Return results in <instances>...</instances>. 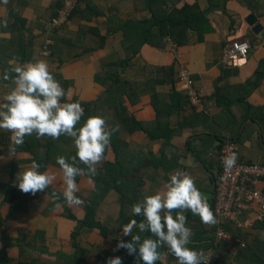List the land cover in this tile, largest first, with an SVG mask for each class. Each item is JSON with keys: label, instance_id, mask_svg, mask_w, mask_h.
I'll list each match as a JSON object with an SVG mask.
<instances>
[{"label": "crops", "instance_id": "obj_1", "mask_svg": "<svg viewBox=\"0 0 264 264\" xmlns=\"http://www.w3.org/2000/svg\"><path fill=\"white\" fill-rule=\"evenodd\" d=\"M66 1L0 2V75L5 71L13 75L9 61L43 60L68 94L61 102H93L92 113L108 115V129L115 128L110 134L114 146L109 145L95 168L117 158L124 181L116 185L120 190L112 186L91 209L92 218L108 230L104 238L96 228L81 227V222L90 217L92 194L105 185L98 181L97 185L95 179L89 183L83 176L74 193L83 203L66 204L59 167L48 166L45 160L50 137L25 136L26 146L16 150L11 133L0 130V258L8 264H105L107 258L121 257L114 250L117 239L151 235L135 227L128 237L121 235L127 224L120 220L121 192L128 196L123 216L139 223L142 217L133 216L130 206L163 192L175 170L192 178L212 209L215 181L221 175V143L232 141L242 161L264 165V37L248 23L252 17L264 31V0H226V12L208 11L210 29L190 30L189 43L180 47L169 38L157 39L155 45H141L140 40L147 28L160 33L154 21L165 19L166 13L195 2L206 10L208 0H78L66 23L54 28L53 16L73 3ZM147 21L152 27L144 25ZM125 23L133 25L129 38L123 32ZM239 40L250 44L247 60L238 67L226 65L224 50ZM184 70L191 74V87L179 78ZM112 78L131 86L113 95L115 101L107 97L106 105L98 99ZM11 87V80H0V102ZM131 118L142 128L133 130ZM61 136L62 154L72 161L76 153L72 139ZM33 160L41 165L40 171L54 173L56 179L43 193H21L16 173ZM9 185L16 193H9L11 201L5 199ZM243 206L239 221L257 216L254 208ZM230 224L225 231L232 242L215 241L216 222L203 223L186 213V226L193 233L189 246L208 251L209 264H264V222L245 228ZM160 260L176 264L167 250Z\"/></svg>", "mask_w": 264, "mask_h": 264}, {"label": "clouds", "instance_id": "obj_2", "mask_svg": "<svg viewBox=\"0 0 264 264\" xmlns=\"http://www.w3.org/2000/svg\"><path fill=\"white\" fill-rule=\"evenodd\" d=\"M9 63L14 64L10 70L13 73L12 87L0 102V130L10 132V140L17 146L23 144L25 136L33 133L37 137L52 139L61 135L71 138L76 149L72 163L66 162L63 156H57L55 163L63 181L64 202L79 206L83 201L74 195L78 191L75 178L87 175L91 183V177L96 175L95 164L109 147L110 134L115 128L108 129L102 116H88L79 127H75L81 122L84 109L79 101L61 102V98H67L68 94L53 77L45 61ZM0 79L9 80L8 72L0 75ZM235 159V153H232L223 157L222 163L230 169ZM77 163L85 167L75 166ZM40 168L41 165L33 160L23 171L16 173V187L21 193H43L53 184L55 174L40 171ZM52 195L53 199L57 198L55 193ZM130 212L133 216H141L142 220L138 223L132 219L124 224L121 235L128 237L133 227L139 233L151 234L143 239L139 235H131L127 241L117 239L114 250L124 249L133 257L134 264H155L164 255L158 250L161 246L166 248L167 254L175 257L176 264H209L208 251L189 246L193 233L186 226V213L198 216L203 223H213L214 216L206 198L185 172L173 171L163 192L145 196L130 206ZM105 264H122V259L113 256L107 258Z\"/></svg>", "mask_w": 264, "mask_h": 264}, {"label": "trees", "instance_id": "obj_3", "mask_svg": "<svg viewBox=\"0 0 264 264\" xmlns=\"http://www.w3.org/2000/svg\"><path fill=\"white\" fill-rule=\"evenodd\" d=\"M209 5L208 8L206 10H202L199 6V4L197 2H195L194 4H185L182 8H178L175 9L174 11H172V13L167 14L166 13V17L165 19L162 20H155L153 23L154 25L156 24L157 26L160 27V33L156 34L153 33L152 31L149 30V28H147L146 32L143 33L142 38L140 40V44L142 45L143 43H147L150 45H155L157 43V39L162 41L163 38H169L171 39V41L174 43V45L176 47H180L183 45H186L189 43V36H188V32L190 30L193 31H200V32H205L207 30H209L210 28V23L208 21V19L206 18V15L208 13V11H212V10H221L223 12H226V6L224 5L226 3V0H218V2H214L212 0H208ZM77 10V7H76ZM164 10V9H163ZM149 21L145 22L144 25L146 26H151L153 24H149ZM130 28V30H128ZM209 28V29H208ZM131 29H133V25L132 23H125L123 26V32L125 34L126 38H129V33L131 34ZM132 35V34H131ZM202 36H200L201 39ZM158 42L159 44H162L161 42ZM251 49V48H250ZM2 80V79H0ZM11 80V77L9 80L5 81V82H9ZM3 81V80H2ZM112 84L110 86V88L104 93V96L99 97L98 101H105L107 97L112 96L111 98L113 99V95H116L120 90H125L130 88L131 84H127L125 83L123 80H120L118 78H112ZM72 101H79L78 99H74ZM70 101H65L63 100L62 102H72ZM112 100H110L111 102ZM113 101H115L113 99ZM81 104V107L84 109V116L81 118V122H83V120L88 117V116H97L94 113H92V105L94 104L93 102L90 103H86V102H81L79 101ZM121 103V102H120ZM119 103V104H120ZM105 104L107 105V102L105 101ZM118 107V106H117ZM122 115V114H121ZM102 117L107 118L108 115H101ZM109 120V119H108ZM129 121V119H126ZM130 122H132L133 124V130L142 128V125L140 123H138L135 119H130ZM77 127V126H75ZM107 128H110L106 125ZM113 137L110 135V144L112 146H114L113 143ZM62 136H59L57 139H52L49 138V140H47L46 143V164L49 165H54L59 167L56 163V157L57 156H63L65 157V155L62 154ZM24 141H25V137H24ZM1 142V141H0ZM114 142L116 143V137L114 139ZM24 146H26V141L25 144L23 143ZM21 145H16L15 149H20V147L23 146ZM223 143H221L220 149L223 147L222 146ZM16 149V150H17ZM107 149V148H106ZM105 149V151H106ZM66 152V151H65ZM1 154V153H0ZM66 162L72 163V161H69L68 159H66ZM137 163H141L142 162H137ZM121 162H119L116 158L115 161L113 162H109L107 161L104 166L102 168H95L96 169V175L94 177H91V179H95L96 184L98 185V182H102V185L104 186L103 189H96V191L92 194L91 196V201L89 202V208H88V213L90 215V217H86L82 222H81V227H88V228H96L99 230L100 235L102 237H107L108 234V230L106 227H103L101 223H99L98 221H96L94 218H92V213L93 210H95V208L97 207V205L102 201V199L106 196L108 190L113 186L116 188V190H120L119 187H117V183L123 180V171L121 169ZM15 166V163L12 166ZM75 166L78 167H85L83 164H76ZM83 176H87V175H83ZM83 176H78L75 178L76 183L79 182V180L83 177ZM216 182V181H215ZM122 190V189H121ZM14 188L12 187V185H9L7 188V192L5 195V199L7 201H11L14 199L13 196H9V193L11 192L13 195H15L16 193H14ZM55 193L54 191H52L50 194ZM121 200H122V208H121V216H120V220L125 223H128L129 221L126 219V217H124V203L125 201L128 199V196L125 193L121 192ZM125 194V195H124ZM23 197H25V195H23ZM131 201V200H130ZM214 206L215 203L213 201L212 203V213L214 216V222H215V211H214ZM191 216L193 217V215L191 214ZM196 218H199L198 216H194ZM231 221H225L223 223V227L225 229V225ZM215 224V223H214ZM231 224L235 225L233 222H231ZM230 224V225H231ZM216 227V225H215ZM74 246H76V249L78 251H81V249L74 243ZM161 252H165L166 248L161 246L160 249H158ZM262 251L264 252V247H262ZM119 254L121 255V259H122V264H134V260L132 256H129L126 251L124 249H120L118 250ZM5 256V255H4ZM0 264H8L7 260L5 257L0 258ZM155 264H163L161 262V260H158L155 262Z\"/></svg>", "mask_w": 264, "mask_h": 264}, {"label": "built area", "instance_id": "obj_4", "mask_svg": "<svg viewBox=\"0 0 264 264\" xmlns=\"http://www.w3.org/2000/svg\"><path fill=\"white\" fill-rule=\"evenodd\" d=\"M73 2L71 6L66 5L51 19V26L59 28L66 23L71 12L74 10L76 1L67 0L66 2ZM250 44L247 41L239 40L231 43L230 46L224 50L223 62L226 65L238 67L247 60ZM190 72L184 70L179 78L186 84L192 86V79ZM195 102L194 95L191 97ZM3 149L0 142V152ZM235 153V164L226 169L222 163L223 157ZM220 168L221 175L219 180L215 182L214 197L215 203V222L217 225L215 231V241L225 240L232 242L231 236L225 231L223 223L231 221L239 227H250L264 222V165L247 163L240 159L238 154V147L233 142H227L223 145L220 154ZM244 204L255 209L257 216L255 218H245L239 221L238 218L242 216V209ZM245 246L244 243L241 244Z\"/></svg>", "mask_w": 264, "mask_h": 264}, {"label": "water", "instance_id": "obj_5", "mask_svg": "<svg viewBox=\"0 0 264 264\" xmlns=\"http://www.w3.org/2000/svg\"><path fill=\"white\" fill-rule=\"evenodd\" d=\"M248 23L253 27V30L255 33H260L264 37V31H263L262 27L259 24H257L252 17L248 18ZM230 142H232V141H230ZM214 187H215V185H214ZM213 193H214V191H213ZM213 197H214V195H213Z\"/></svg>", "mask_w": 264, "mask_h": 264}]
</instances>
